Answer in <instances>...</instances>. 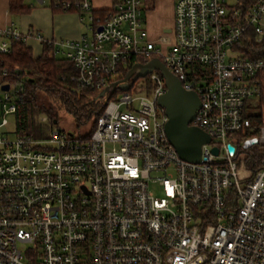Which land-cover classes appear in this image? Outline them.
Here are the masks:
<instances>
[{
    "label": "built area",
    "instance_id": "built-area-1",
    "mask_svg": "<svg viewBox=\"0 0 264 264\" xmlns=\"http://www.w3.org/2000/svg\"><path fill=\"white\" fill-rule=\"evenodd\" d=\"M175 2L172 32L158 38L145 29L143 0H115L105 16L92 0H53L87 23L79 38L0 27V54L32 35L73 63L74 93L101 92L139 58L163 60L197 92L191 123L211 136L200 162L179 156L157 103L167 90L159 71L146 75L145 94L118 88L101 99L89 135L18 134L9 117L27 72L17 69V81L0 84V264H264V57L242 49L251 34L264 38V0ZM252 146L262 149L255 170Z\"/></svg>",
    "mask_w": 264,
    "mask_h": 264
},
{
    "label": "trees",
    "instance_id": "trees-1",
    "mask_svg": "<svg viewBox=\"0 0 264 264\" xmlns=\"http://www.w3.org/2000/svg\"><path fill=\"white\" fill-rule=\"evenodd\" d=\"M23 0H11L10 11L27 12L30 7H24ZM254 0H247V4ZM56 9V8H55ZM58 10V9H56ZM61 10V9H60ZM107 10L95 11L98 16H105ZM246 54L250 57H264V38L261 42H255V36L251 34L250 39L245 40ZM43 51L35 55L32 47L21 40L12 42L11 52L0 54V84L4 81L15 82L18 80L15 74L17 69L25 78V91L23 98L18 102V112L15 116L16 129L18 134H26L32 137H39L38 121L35 115L48 114L53 121L57 119L59 108L69 112L76 120L78 129H87L85 135H89L95 126L96 117L103 110V101L98 99L100 93L97 90H83L81 93L73 92L72 76L76 68L68 59L57 57L54 49L48 42L43 43ZM140 62H146L143 58ZM132 63L121 69L120 78H124L132 67ZM120 90V89H118ZM117 90V92H118ZM262 149L259 146H252L247 150V167L255 170L260 162Z\"/></svg>",
    "mask_w": 264,
    "mask_h": 264
},
{
    "label": "crops",
    "instance_id": "crops-1",
    "mask_svg": "<svg viewBox=\"0 0 264 264\" xmlns=\"http://www.w3.org/2000/svg\"><path fill=\"white\" fill-rule=\"evenodd\" d=\"M175 1L143 0L145 29L150 33L151 38H158L165 33L171 34ZM22 2L24 7H30V10L12 13L9 8L11 0H0V27L15 23L24 33L31 30L38 31L44 40L73 39L87 33V23L80 20V15L76 11L56 10L53 0H23ZM92 2L98 12L111 9L115 5V0H92ZM150 28L161 30V32L154 33L150 31ZM26 43L32 47L35 55L42 53L43 42L35 36L30 35Z\"/></svg>",
    "mask_w": 264,
    "mask_h": 264
},
{
    "label": "water",
    "instance_id": "water-1",
    "mask_svg": "<svg viewBox=\"0 0 264 264\" xmlns=\"http://www.w3.org/2000/svg\"><path fill=\"white\" fill-rule=\"evenodd\" d=\"M153 71H159L165 79L167 90L158 98L157 103L165 108L168 117L164 130L170 143L181 158L190 162H200L203 145L211 141V136L206 131L191 123L201 106L200 98L196 91H188L182 86L177 75L167 68L163 60L152 58L146 63H134L124 78L104 87L97 98L103 99L115 93L118 88L127 91L136 79L146 77ZM4 88L8 89L9 84H4ZM230 149L233 147L230 146ZM213 152L218 154V148L214 147Z\"/></svg>",
    "mask_w": 264,
    "mask_h": 264
},
{
    "label": "rangeland",
    "instance_id": "rangeland-1",
    "mask_svg": "<svg viewBox=\"0 0 264 264\" xmlns=\"http://www.w3.org/2000/svg\"><path fill=\"white\" fill-rule=\"evenodd\" d=\"M237 0H228V4L231 3H236ZM150 31L154 32V33H159L161 32V30H153L150 28ZM149 33V32H148ZM150 35V33H149ZM164 48L167 49L168 45L163 44ZM65 58V57H62ZM146 82V78L145 77H139L138 79H136L134 81V83L132 84V87L129 88L128 93L131 96H138V95H142L145 94L147 92V87L145 85ZM121 93V90H118V92L114 95V96H118V94ZM42 116H48L51 120L52 118L45 113H41V114H36L35 115V119L38 121V133H39V137L41 138H46L48 136H50V132H51V128H60V129H64L66 132L68 133H87L88 132V127L87 129H78L77 125H76V120H74V117L67 112L64 107H61L58 109L57 111V119L59 120L57 123H55V121L53 122H48V123H43L42 121H40ZM10 119V125L11 128H15V117L12 115L9 117ZM53 123V124H52ZM150 189H152L155 193L156 196L161 197L163 196V189L158 185V184H154L151 183L150 184Z\"/></svg>",
    "mask_w": 264,
    "mask_h": 264
}]
</instances>
